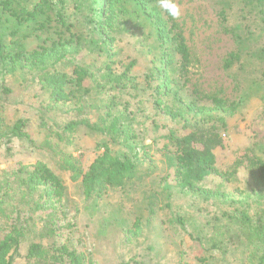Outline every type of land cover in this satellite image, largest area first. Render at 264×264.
<instances>
[{
  "label": "rangeland",
  "instance_id": "rangeland-1",
  "mask_svg": "<svg viewBox=\"0 0 264 264\" xmlns=\"http://www.w3.org/2000/svg\"><path fill=\"white\" fill-rule=\"evenodd\" d=\"M94 2L79 0L81 7L76 15L82 13V18L94 16ZM175 2L181 9V16L173 20L188 40L191 59L189 67L178 76L179 84L174 85L171 103L186 106L192 98L218 97L236 105L235 113L226 116L225 146L216 150L220 170L232 171L235 161L244 157L250 148L264 158V6L252 0ZM46 37H30L25 48H36ZM91 37L100 40L102 35L92 34ZM53 39L52 36L48 44ZM117 46L121 50L115 58H140L135 72L140 74L149 66L145 54L134 52L126 43ZM233 51L240 54V60L226 70L224 59ZM81 56L82 65L95 68L106 60L107 52L85 50ZM2 68L0 64V91L6 86L12 93L4 100L2 94L0 101L4 107L0 108V113L10 124L19 118L26 119L29 125L25 130L31 134L35 145H43L39 149L14 140L9 144L13 148L10 159L22 164L47 159L62 176L67 188L65 200L54 210L53 227L57 233L42 238L39 235L43 229L40 217L47 212L32 210L37 190L29 189L20 179L11 180L5 193L6 209L13 217L10 222H24L32 214L37 218V231H27L18 261L23 260L31 242L47 243L53 238L80 254L81 264H249L247 257L254 245L245 239L235 214L247 211L261 215L264 222V192L262 196L260 193L264 188L254 184L245 167L246 160L230 180L212 175L198 191L181 189L175 185L172 160L157 148L165 142L163 137L170 130L184 134L183 121L155 115L153 108L150 114L155 115L154 121L145 117L135 122L140 131L138 141L150 146L153 160L138 161L133 179L124 188L106 187L100 197L87 200L80 178L64 167V155L69 152L72 162L86 170L103 151L97 146V138L83 130L76 131L70 138L59 137L53 132L52 123L61 129L67 118L64 114L71 106L56 109L47 106V94L39 88L38 71L10 72ZM102 79L105 82L106 79ZM117 95L118 90L114 93L108 84L96 88L89 98L93 107L88 110L96 117L105 116V105ZM118 110H122L121 107L118 106ZM47 124L53 128L47 129ZM46 140L51 144L50 149L42 143ZM5 142L4 139L2 143ZM0 145V151L4 150L5 145ZM115 150L119 154L126 151L121 144ZM4 167L6 165L0 166V176ZM166 181L171 183L169 188ZM109 219L114 222L110 228L109 223L104 222ZM136 221L138 229L134 227ZM116 224L136 233L128 235L122 228L118 233L114 231ZM211 242L219 243L221 249H214ZM203 256L208 263L201 261Z\"/></svg>",
  "mask_w": 264,
  "mask_h": 264
},
{
  "label": "trees",
  "instance_id": "trees-1",
  "mask_svg": "<svg viewBox=\"0 0 264 264\" xmlns=\"http://www.w3.org/2000/svg\"><path fill=\"white\" fill-rule=\"evenodd\" d=\"M252 1L264 6V0ZM94 5V16L82 18L84 14L76 15L81 7L79 0H0L2 69L5 67L10 72L38 71L39 88L47 94V106L54 109L71 106L64 114L67 118H64L61 129L52 123L53 132L61 138H70L76 131L83 130L96 137L97 146L103 149L86 170L72 162L69 152L64 155V167L80 178L85 198L90 200L100 197L106 187L124 188L133 179L138 161L153 160L150 146L138 141L140 131L135 127V122L145 117L154 121L158 114L183 121L184 134L170 130L163 137L165 142L157 148L172 160L176 186L198 191L201 184L212 175L230 180L246 160L245 167L254 184L264 188V158L256 155L253 148L235 161L232 171L224 172L218 167L216 150L225 146L226 116L235 113L234 103L218 97H208L206 100L192 98L186 106L171 103L174 85L179 84L181 71L189 67L191 51L184 32L160 7V0H95ZM225 30L234 34L229 28L225 27ZM92 34H100L102 38L96 40L91 37ZM43 35L47 37L36 48H25L26 40L30 37ZM52 36L54 39L48 44ZM124 43L134 52L145 54L141 56L148 58L150 64L140 74L135 72L140 58H115L121 50L117 45ZM85 50L106 51L107 58L95 68L84 66L80 56ZM239 55L237 51L228 54L224 59V68L231 69L240 60ZM102 78L106 79L105 82H102ZM106 84L114 93L115 89L118 90V95L105 105V116L96 117L93 111L88 110L93 107L89 98L96 88ZM11 93L10 88L2 87L0 99L2 94L5 95L2 97L4 100ZM1 103L0 108H3ZM118 106L122 110H118ZM153 108L156 110L154 116L150 114ZM28 125V121L23 118L10 124L0 113V144L5 145V149L0 151V166L6 165L0 176V264H61L64 261L81 264L80 254L53 238L47 243L31 242L23 260L18 261L23 239L29 229L36 230L37 218L32 214L24 222H10L13 217L7 212L5 193L11 180L20 179L27 183L29 189L37 190V200L32 210L47 212L40 217L43 229L39 235L42 238L56 235L57 231L53 227L54 210L67 195L64 179L49 165L47 159L26 164L10 159L13 148L9 144L14 140L21 141L23 145L42 148L43 145H35L31 134L25 130ZM53 127L47 124V129ZM4 139L6 142L3 144ZM42 143L48 149L51 148L49 141ZM120 144L126 151L119 154L115 147ZM166 183L169 188L171 183ZM235 215L242 225L245 239L254 245L247 257L249 264H264L262 216L247 211ZM104 222L109 223L108 228L114 223L110 219ZM116 226L114 231L121 232L122 227L119 224ZM134 227L138 229L137 221ZM122 229L131 236L136 233L132 229ZM211 246L221 249L219 243L214 242ZM201 261L208 263L205 256Z\"/></svg>",
  "mask_w": 264,
  "mask_h": 264
},
{
  "label": "clouds",
  "instance_id": "clouds-1",
  "mask_svg": "<svg viewBox=\"0 0 264 264\" xmlns=\"http://www.w3.org/2000/svg\"><path fill=\"white\" fill-rule=\"evenodd\" d=\"M160 7L173 19H179L181 16V9L175 0H160Z\"/></svg>",
  "mask_w": 264,
  "mask_h": 264
}]
</instances>
